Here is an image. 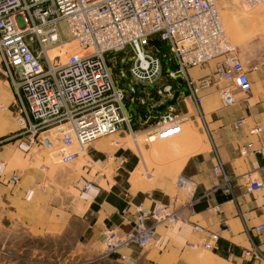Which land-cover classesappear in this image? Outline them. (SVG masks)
<instances>
[{"label": "built area", "instance_id": "obj_1", "mask_svg": "<svg viewBox=\"0 0 264 264\" xmlns=\"http://www.w3.org/2000/svg\"><path fill=\"white\" fill-rule=\"evenodd\" d=\"M238 1L251 9H264V0ZM65 36L70 39L65 41ZM68 43L77 50L68 56L63 50L66 59L60 63L52 54ZM158 43H164L167 51L158 50ZM0 58L1 73L16 97L18 131L11 138L16 150L25 154L47 144L62 164L75 162L99 139L126 132L137 139L135 118L127 114L125 104L134 111L137 102H156L139 118L149 124L142 132L145 145L180 136L190 117L188 111L178 114L174 106H168L156 123H151L156 109L174 99L178 80L201 119L202 93L217 83L225 82L228 89L237 88L245 94L252 90L248 70L226 32L217 0H0ZM212 61H217L214 73L200 79L190 77L191 68ZM245 124L239 121L237 126ZM51 131L58 133L57 149L43 138ZM262 133L264 126L250 131L251 136ZM239 151L244 158L264 157V148L253 143ZM110 157L116 158V154ZM116 159L125 162L121 156ZM6 168V163L0 162V177ZM213 174L220 180V188L233 195V179L218 157ZM19 179L11 178L14 183ZM174 183L180 190L193 189L194 196L197 184L192 179L178 175ZM94 186V182H86L83 191ZM38 187L46 190L44 185ZM245 187L252 194L264 189V181L249 178ZM261 210L264 217V204ZM179 222L189 223L168 204L139 205L129 232L105 231L106 251L111 255L130 247L148 249L157 240V226L172 229ZM190 226L201 235L200 243L190 247L216 249L219 234L197 224ZM263 230L264 224L255 229L258 233ZM244 255L264 261L257 247Z\"/></svg>", "mask_w": 264, "mask_h": 264}, {"label": "crops", "instance_id": "obj_2", "mask_svg": "<svg viewBox=\"0 0 264 264\" xmlns=\"http://www.w3.org/2000/svg\"><path fill=\"white\" fill-rule=\"evenodd\" d=\"M230 28L234 30L233 26ZM231 34L235 38L239 36L233 31ZM249 48L254 49L255 46L249 45ZM260 50L259 58L253 60L251 65L247 58L239 56L248 70L252 84L249 94L237 88L228 89L229 85L225 82H219L202 93L205 98L201 111L214 160H211L212 163L209 159L200 160L205 146L200 148L193 142L184 144V149L197 154L179 165L183 173L180 175L197 184L194 196L189 199L180 193L173 196L166 183L167 178L157 182L155 194L147 192L150 186L143 183L144 177L139 165L130 173L128 190L123 188L124 180L119 174L113 178L104 177L98 180L99 183L94 182L95 186L86 192L83 187L86 182L91 181L87 177H81L80 186L74 189L64 174H53L51 186L41 190L38 184L45 181L48 169L42 166L39 155L22 156L16 151L15 141L11 140L18 131L15 92L8 81L0 79V142L5 141L0 145V162L7 165L0 177V217L14 222L21 221L30 229L42 233L65 232L75 222H80L85 225V230L91 234L93 241L99 239L106 229H116L120 234L129 232L133 228L137 206L152 208L155 203L160 202L170 205L189 223L179 222L172 229L159 225L156 228L157 240L148 249L125 248L114 258L119 260L124 256L135 262L144 260L150 264H264V261H254L244 255L246 251L257 247L264 256V230L261 233L255 231L256 227L264 224L261 210L264 189L248 194L245 187L247 179L254 176L264 181V157L242 159L239 151L241 146L248 143L264 148V133L250 135L254 127L264 126V45L260 46ZM216 64L217 61H212L205 67L191 68L189 75L193 79L207 77L215 72ZM175 85L179 97L174 107L179 109L181 104L185 110L188 105L193 107L181 80L176 81ZM153 101L155 100L151 99L147 102ZM147 102L142 107H148ZM143 113L144 109L138 119ZM162 114L163 112L155 111L151 123H156ZM138 119L135 118V129L144 132L149 124L145 125ZM239 121H245L246 124L238 127ZM44 136L45 141L57 149V131L48 132ZM106 145L103 140L97 141L94 144L95 152L102 153L98 150ZM42 147L40 145L37 149ZM164 150L160 148L158 153ZM138 151L146 167V156L140 148ZM86 154L83 152V155ZM121 157L127 162L130 156L122 154ZM217 157L233 179V195H227L220 188V180L213 174ZM54 159L58 163L57 158ZM148 174L151 173L147 171L146 176ZM13 176H19L18 183L12 182ZM152 176L149 177L150 181ZM97 178L99 176L96 181ZM190 224L200 225L220 235L214 251L190 247L201 241V235L193 232Z\"/></svg>", "mask_w": 264, "mask_h": 264}, {"label": "rangeland", "instance_id": "obj_3", "mask_svg": "<svg viewBox=\"0 0 264 264\" xmlns=\"http://www.w3.org/2000/svg\"><path fill=\"white\" fill-rule=\"evenodd\" d=\"M217 3L229 38L237 47L239 56L242 59L247 58V62L251 65L253 60L259 58L260 46L264 45V9H249L238 0H217ZM232 26L234 30H231L230 27ZM62 27L65 28L66 25L63 24ZM232 31L239 36L237 38L232 37ZM69 39V36L64 37L65 41ZM159 44H161L160 47L167 50V46L164 43ZM249 45H254L255 48H249ZM63 50L67 51L68 56L77 49L76 45L68 43L61 50H54L52 55L56 59L59 58L60 63L64 62L63 58L66 59V53ZM124 68L126 69V66ZM113 72L116 74L117 70L113 69ZM0 79L6 81L1 73V65ZM122 84L124 85V83ZM147 103L154 105L156 102ZM146 106L142 107V104L137 102L133 106L135 107L134 111H132L133 109L128 104H125V109L129 116H134L138 119L142 109L145 112ZM182 107L181 104L179 109L174 107L173 110L178 114H185L187 111L190 113V117L184 123L183 134L164 142L145 145L142 132H138L137 139L135 140L129 135V132L121 133L99 139L107 144L102 150L97 149L102 153L97 154L98 152H95L94 143L88 148L86 155L81 153L78 159L70 164H62L59 160L56 163L54 157H52L53 155L50 153L52 147L49 148L47 144L42 149L38 150L35 148L30 153L24 154L16 151L22 156H40L42 166L44 165L48 169L47 178L41 184L46 188L51 186L53 174H64L67 181L71 184V188L74 187V189L80 186L82 182L81 177H87L91 182L99 183L98 180L104 177L113 178L116 174H119L124 180L123 188L128 190L130 187L128 180L132 172L129 171L128 164L135 163L136 166L139 165V169L143 173V183H147L150 186L147 192L150 191L155 194L154 189L158 185L157 182H160L162 178H167L168 181L166 183L169 184V190L173 196L180 193L189 199L191 198L190 194L174 186V180L182 173L179 165L185 160L197 156L195 152L189 151L190 149H184V144L193 142L199 145L200 148L205 146L204 151H202L203 156H200L201 161L209 159V162H211V160H214V156L207 139L208 131L204 119H201L197 115V111L191 105H188L186 110L184 107L182 109ZM133 112L136 114L134 115ZM116 142H119L120 145H110V143L114 144ZM122 143H125L127 146ZM139 148L146 156V167H144L141 161L140 156L142 155L139 154ZM160 148L165 150L158 153V149ZM122 152L130 156L127 162L123 163L116 159L121 156ZM112 154H116V158H111ZM99 161L100 163H98ZM119 167H122V169L119 170ZM147 171L153 175L151 181L146 176ZM98 176L99 178L96 181V177ZM105 231L99 239L91 241V234L86 232L85 225L80 222H75L65 232L42 233L30 229L21 221L14 222L0 217V264H150L144 260L135 262L129 259V257L118 260L114 258L116 254L109 255L104 245Z\"/></svg>", "mask_w": 264, "mask_h": 264}, {"label": "water", "instance_id": "obj_4", "mask_svg": "<svg viewBox=\"0 0 264 264\" xmlns=\"http://www.w3.org/2000/svg\"><path fill=\"white\" fill-rule=\"evenodd\" d=\"M178 97H179V93H176L175 94V97L172 101H170L169 103H167L166 105H163L159 108L156 109L157 112H164L167 110V107L168 106H175L177 105V102H178Z\"/></svg>", "mask_w": 264, "mask_h": 264}, {"label": "trees", "instance_id": "obj_5", "mask_svg": "<svg viewBox=\"0 0 264 264\" xmlns=\"http://www.w3.org/2000/svg\"><path fill=\"white\" fill-rule=\"evenodd\" d=\"M157 46H158V50H160L162 53L167 51L166 48L160 47L161 44L158 43ZM122 154L127 155L125 152H122L121 155H122ZM135 166H136L135 163H130V164H128V169H129V171H133L134 168H135Z\"/></svg>", "mask_w": 264, "mask_h": 264}, {"label": "bare ground", "instance_id": "obj_6", "mask_svg": "<svg viewBox=\"0 0 264 264\" xmlns=\"http://www.w3.org/2000/svg\"><path fill=\"white\" fill-rule=\"evenodd\" d=\"M244 5H245V4H244ZM248 8H249V7H248ZM249 9H250V8H249ZM221 18H222V16H221ZM222 21H223V19H222ZM223 24H224V22H223ZM224 27H225V24H224ZM225 29H226V27H225ZM182 134H183V133H182ZM182 134H181V135H182ZM178 137H179V136H178ZM175 138H176V137H175ZM172 139H174V138H172ZM168 140H170V139H168ZM98 141H99V140H98ZM166 141H167V140H166ZM96 142H97V141H96ZM96 142H95V143H96ZM162 142H164V141H162ZM93 144H94V143H93ZM147 176H148V177H151L152 175H151V174H148ZM174 186H175V185H174ZM185 191L187 192V194H190V195L192 196L193 189H192V190H189V189L187 190V189H186Z\"/></svg>", "mask_w": 264, "mask_h": 264}]
</instances>
